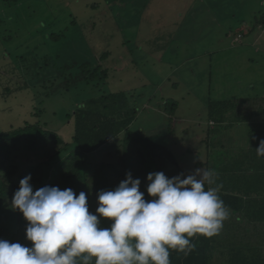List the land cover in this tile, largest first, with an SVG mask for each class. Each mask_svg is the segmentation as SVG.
Instances as JSON below:
<instances>
[{
    "label": "rangeland",
    "instance_id": "rangeland-1",
    "mask_svg": "<svg viewBox=\"0 0 264 264\" xmlns=\"http://www.w3.org/2000/svg\"><path fill=\"white\" fill-rule=\"evenodd\" d=\"M26 1L29 12L21 10L23 4L14 9L11 3L0 0V73H10L0 84V132L27 121L40 122L73 149L76 125L69 117L79 107L88 108L81 86L85 76L72 80L69 73L65 74V61L75 44L86 39L97 57L105 56L102 61L96 59L101 70L107 71L108 92L143 88L147 97L157 94L154 104L146 101L148 108L142 109L136 120L133 114L131 120L135 121L129 125L174 154L178 165L158 164L154 172L172 178L180 174V169L186 176L198 168L206 169L198 164L205 158L208 138L200 126L208 127L210 113H216L220 120L217 113L225 109L230 118H237L228 135L237 139L233 133H239L241 144L262 134V126H254L255 133H251L245 114L254 107L250 96L264 90V54H260L264 53V35L248 34L233 43L232 38L224 41L219 28L224 25L231 28L227 33H236L241 25L231 13L248 21L244 29L255 28L258 22H264V0H122L113 4L104 0ZM145 8L149 14L144 13ZM11 10L12 16L5 15ZM16 57L21 59L23 73L17 62H12ZM176 81L181 84L176 85ZM42 86L47 90L41 92ZM171 86L179 88L170 92ZM161 99H173L178 104L177 117L186 120V125L178 121L175 128L171 127L170 119L159 109ZM137 103L131 100L130 105ZM102 105L99 103V109ZM58 150L51 144L42 155L15 159L11 174L7 173L9 178H16L13 191L1 200L14 214L13 226L0 219L1 239L32 246L25 238L27 222L11 208V199L19 181L29 174L33 191L39 188L37 183L45 178L42 172L59 163L48 160ZM133 150L126 146L120 132L107 146L85 155L91 213L95 214L98 207L97 193L112 190L125 179L132 157L138 156L132 154ZM130 173L135 176L134 171ZM138 176L142 177L140 172ZM263 191L262 185L259 192ZM100 220L101 227L111 224L105 218ZM249 242L261 243L255 238Z\"/></svg>",
    "mask_w": 264,
    "mask_h": 264
},
{
    "label": "trees",
    "instance_id": "trees-1",
    "mask_svg": "<svg viewBox=\"0 0 264 264\" xmlns=\"http://www.w3.org/2000/svg\"><path fill=\"white\" fill-rule=\"evenodd\" d=\"M6 1L11 3V7L14 9L23 4L21 10L29 12L26 0ZM104 1L113 4L122 0ZM146 9L148 8H145L144 13L149 14V10ZM13 13L11 10L5 15L12 16ZM219 19L222 20V17L220 16ZM103 20H105L104 17ZM260 24L261 22L256 27L261 26ZM219 29L223 34L228 31L224 25ZM244 30L249 32L251 29L248 27ZM52 38L54 39V37ZM206 38L209 41V36ZM96 58L98 61H102L105 56L97 57L92 51L89 41L85 39V41L75 44L70 57L65 61L67 66L65 74L69 73L72 80L77 81L83 75L85 76L81 86L84 88L83 94L88 108L79 107L69 117L71 120L74 119L76 125L73 149H71V144L66 143L57 132L48 129L40 122L27 121L22 126H11L8 130L0 132V219L4 218L7 225L13 226L14 214L9 206L3 205L1 200L11 194L16 180V178H9L7 173L11 174L13 170L11 167L19 156L29 159L28 157L31 155H42L51 144L57 146L59 150L55 156L48 160H57L59 163L53 166V169L48 167L49 171L42 172L45 176L43 180L50 181V186L59 187L61 190L71 188L77 195L84 191L87 198L89 171L84 157L93 155L107 146L120 132H123L126 146H131L134 149L131 151L132 154L137 153L138 155L136 158L132 157L129 172L134 171L133 179L141 181L140 191L145 193L146 200L152 199L146 193L147 175L153 173L158 164L173 163L178 165L174 154L168 150V147L150 138L141 129L136 130L129 126L136 120L142 109L148 108L145 106L146 101L150 105L154 104L151 96H145L143 88L120 93L108 92L105 88L107 71L101 70ZM13 61L17 62L19 69L21 67V73H23L21 59L16 57L12 59ZM9 74L8 71L0 73V84ZM45 90L47 88L42 86L41 92ZM131 100L138 102L137 105L132 107ZM139 101L142 102L139 103ZM173 102V100H167L166 103L159 104V109L161 108L166 113L171 125L173 124L170 126L175 128L174 115L179 106ZM251 102L254 107L247 110L245 114L249 121V129L253 134L255 133L254 126H262V134L256 140L248 139V144L246 142L241 144L238 141L239 133L237 132L233 133L238 135L237 139L230 138L228 135L237 118H230L229 111L225 109L217 113L221 116L220 120L215 116L216 113H210V119L207 121L208 127L200 126L206 130L208 138L205 158L199 160L198 164L218 173L217 183L222 185L219 191L220 199L229 212L237 216L236 224L227 225L226 219L223 222V228L217 235L212 237H205L201 234L194 235L190 241L195 245V248L187 255L171 250L169 257L171 264H264V229L261 227V224H264V192L254 193L246 187H240V177L231 178V174L234 172H244L264 179V169L252 170L250 168L251 162L255 159V150L259 146V141L264 139V99L257 98ZM99 103H103V108L99 109ZM219 104L221 105V102ZM260 113L263 115L260 116ZM132 116L135 117L133 118L135 120H131ZM254 117L260 119H251ZM138 172L142 177L138 176ZM180 174H183L182 178L186 177L181 169ZM207 187L206 185L205 188ZM252 225L258 233L260 245H251L249 242L250 238L247 233Z\"/></svg>",
    "mask_w": 264,
    "mask_h": 264
},
{
    "label": "clouds",
    "instance_id": "clouds-1",
    "mask_svg": "<svg viewBox=\"0 0 264 264\" xmlns=\"http://www.w3.org/2000/svg\"><path fill=\"white\" fill-rule=\"evenodd\" d=\"M255 151L264 157V139ZM182 176L149 173L146 193L152 199L146 200L141 181L126 173L114 189L97 193L93 214L84 191L77 195L43 179L33 191L29 174L19 181L11 208L27 222L25 238L32 246L0 238V264H171V250L187 255L195 248L191 237L217 235L226 219L234 225L237 218L220 199L218 173L198 168ZM231 176L240 177V187L264 192H259L264 186L259 177ZM100 218L110 220V226L101 227ZM247 236L258 241L253 225Z\"/></svg>",
    "mask_w": 264,
    "mask_h": 264
},
{
    "label": "crops",
    "instance_id": "crops-1",
    "mask_svg": "<svg viewBox=\"0 0 264 264\" xmlns=\"http://www.w3.org/2000/svg\"><path fill=\"white\" fill-rule=\"evenodd\" d=\"M218 5V4H217ZM264 15V14H263ZM231 16L235 19V20H237L238 19V24L239 25H241L240 27H239V29L236 31V37H234V33L232 32V31H230L229 33H226V34H223V38H224V41L227 39V38H232V42L233 43H237V41L238 40H236V38H237V35L238 34H240V33H242V36H244V37H242V39L241 40H244L245 38H246V36L249 34L250 35V37L255 33L256 35H260V36H263L264 35V22L262 21L261 22V26H258V27H255V28H253V29H251V28H249V29H251L249 32H245V30H244V25H245V23H247L248 21H246L245 19H244V17H237V16H234L232 13H231ZM254 16H252V18H253ZM264 18V17H263ZM250 22L251 21H253L252 19H250L249 20ZM259 23V22H258ZM231 29V28H230ZM230 29H228V30H230ZM251 40V39H250ZM149 47V46H148ZM224 47L225 48H230V46L229 45H224ZM224 47H222V46H220V50L221 51H223V48ZM260 54H264V53H260ZM231 64H232V62H230ZM181 84V82L180 81H176V85H180ZM253 87H255V86H253ZM179 88V86H171V90H170V92H173L174 90H176V89H178ZM161 97H163V96H161ZM155 98H157V94L155 93L154 95H153V97H151V99H155ZM264 99V90L263 91H261V92H259L258 93V95H256V96H250V100L251 101H253V100H255V99ZM165 100H168V99H164V101L161 99V103H163V102H165ZM171 100H173V99H171ZM174 101V100H173ZM166 103V102H165ZM177 113H178V110L175 112V117H174V120H175V123L177 124V123H180V122H178V121H181L182 123H184V125H186L185 123H187L186 122V120H183V118L180 116V118H178L177 117ZM166 114V113H165ZM251 119H253V120H259L260 118H257V119H255V118H251ZM200 121V120H199ZM192 123H194V122H192ZM175 125V124H174ZM180 126V125H179ZM179 127H177V129H178ZM256 153V152H255ZM251 165L252 166H250V168L252 169V170H258V169H264V157H257V155L255 156V159L251 162ZM232 177V176H231Z\"/></svg>",
    "mask_w": 264,
    "mask_h": 264
},
{
    "label": "bare ground",
    "instance_id": "bare-ground-1",
    "mask_svg": "<svg viewBox=\"0 0 264 264\" xmlns=\"http://www.w3.org/2000/svg\"><path fill=\"white\" fill-rule=\"evenodd\" d=\"M242 37H244V36H242V33H240V34L237 35L236 40H240V39H242Z\"/></svg>",
    "mask_w": 264,
    "mask_h": 264
}]
</instances>
